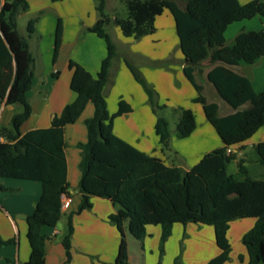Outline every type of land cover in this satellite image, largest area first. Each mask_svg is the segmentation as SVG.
<instances>
[{"label":"trees","instance_id":"1","mask_svg":"<svg viewBox=\"0 0 264 264\" xmlns=\"http://www.w3.org/2000/svg\"><path fill=\"white\" fill-rule=\"evenodd\" d=\"M126 0L127 16H109L105 0H97V21L88 30L104 39L107 54L96 75L70 60V87L76 98L66 104L46 128H34L21 134L20 126L29 117L31 107L27 92L34 79V57L28 38L17 30L16 18L28 8L27 0H0V103L22 106L12 115L9 126L0 127V178L30 179L41 182V195L31 214L26 217V236L29 257L18 264H45V236L43 226H55L62 216V198L70 197L67 181L64 126L74 122L88 102L93 114L85 119L87 141L79 143L81 177L78 192L80 202L75 211L67 214V232L61 238L66 260L71 259L73 216L91 207L93 196L107 198L115 206L108 220L120 235L117 253L112 264H129L124 227L136 240L142 241L148 225L160 227V249L156 264L164 254L163 243L171 236L174 224L187 223L213 227L215 243L220 252L204 264H224L230 259L231 245L227 237L230 222L254 218V224L242 235L246 248V264H264V179H251L243 158L237 160L236 173H228L227 163L236 153L228 148L241 149L264 124V89L255 92L246 76L227 66L239 62L253 64L264 55V29L240 30L230 43L225 42L228 24L256 15L264 16V0ZM167 9L171 12L181 52L184 73L193 84L207 120L221 138L222 146L205 153L187 170L166 164L118 137L113 131V119L129 108L123 102L111 114L103 88L108 80V69L116 55L115 44L106 26L133 29L137 38L155 31V18ZM35 18L27 22L28 37L35 32ZM62 36V24L55 27L53 61L57 58ZM220 62L207 73V79L217 94L234 111L218 114L216 102H207L202 86L194 76L196 66L203 60ZM123 61L134 78L143 85L154 112L156 94L148 86L140 71L127 56ZM245 103L247 107L241 108ZM175 127L184 135L180 115ZM155 132L165 149L170 137L166 117L157 116ZM257 163L264 165V142L253 146ZM241 177V178H240ZM0 189H5L0 184ZM15 239L0 238V247ZM174 264H183L176 258Z\"/></svg>","mask_w":264,"mask_h":264},{"label":"crops","instance_id":"2","mask_svg":"<svg viewBox=\"0 0 264 264\" xmlns=\"http://www.w3.org/2000/svg\"><path fill=\"white\" fill-rule=\"evenodd\" d=\"M237 1L244 4L250 0ZM27 2L28 8L25 11L29 12L33 9L39 10L44 4L49 3V1L39 3L38 0ZM59 2L62 3V10L55 7L53 14L50 13L35 22L34 33L40 34L41 37H36L33 45L29 43L34 57V79L32 87L27 92L31 113L20 126L21 134L34 128L49 127L63 107L75 100L76 93L70 87L72 76V70L68 67L70 60L92 75H96L101 61L107 54L104 39L88 30L99 18L94 0H56L54 3L60 4ZM106 4L105 2V7ZM58 19L62 24V36L57 58L53 61V31ZM109 26L112 28L110 32L107 29V32L115 44L116 55L109 66L103 94L109 113H116L120 102L129 108L113 119L114 133L138 150L183 170L196 164L205 153L222 146L221 138L205 116L198 92L184 73V56L171 12L165 9L155 18V31L139 38L133 29ZM242 29L246 31L264 29V16L256 15L228 24L223 33L225 42L230 43ZM44 34L49 36L46 38ZM123 55L136 63L139 71H142L144 80L155 91L157 105L175 109L180 115L184 135H179L176 127L173 133L170 129L168 147L165 149L159 143V137L155 132L157 116L148 103L147 93L124 63ZM217 64L220 62H211L208 59L201 61L194 71L196 82L201 85L197 79H207L208 71ZM227 67L246 76L255 92L264 89V55L253 64L241 61L237 65ZM207 81L211 84L208 79ZM214 91L216 92L215 88ZM215 92L211 90V94ZM206 100L217 103L218 114L223 108L224 112L219 114L220 116L234 111L226 102L228 106H220L223 104L215 100L209 101L207 98ZM247 105L245 103L241 108ZM21 110L20 105L7 104L4 101L0 103V127L9 126L12 115ZM93 111V104L88 102L79 117L64 126L67 181L71 193L70 205L62 209L65 218L68 213L77 209L81 199L78 192L81 177L78 145L87 141L85 119L90 117ZM258 142H264V124L241 149L231 148V151L236 153V158L227 163L228 173H236L237 160L243 158L248 166L247 175L251 179H264V165L255 161L253 151V146ZM0 184L5 187L0 189V238L15 239V242L0 247V264H18L29 257L26 217L33 212L41 195V182L4 177L0 178ZM91 204L90 208L73 216L75 226L73 223L71 259L66 264H112L114 261L120 235L108 217L115 211V206L109 199L96 196L91 198ZM59 222L60 219L55 226H43L41 229L45 236V264H64L66 260L65 249L60 241L65 234V227L62 224L59 226ZM253 224L254 218L235 219L230 222L227 237L231 252L229 261L224 264H246L247 252L241 238ZM148 226L142 241L135 242L138 249L136 251L130 250L128 235L131 234L129 232L127 234L124 227L129 264L157 263L160 227ZM196 227H200L198 234L195 233ZM235 228L236 237L233 238L236 241L231 242L230 235ZM186 231L192 234H189V238L184 242L187 249L194 246L193 240H190L191 236H198L199 242L196 248L189 250L188 255H185L186 249L181 252L183 264H204L220 252L215 243L212 226L176 223L171 236L164 242L166 256L160 264H174L178 255V250L175 249L176 245H179L177 240L181 234H186ZM131 239L134 243L133 238Z\"/></svg>","mask_w":264,"mask_h":264},{"label":"rangeland","instance_id":"3","mask_svg":"<svg viewBox=\"0 0 264 264\" xmlns=\"http://www.w3.org/2000/svg\"><path fill=\"white\" fill-rule=\"evenodd\" d=\"M46 1H49V3H46L44 4L39 10H35L33 9L31 12L29 11H21L18 15H17V18H16V25H17V30L19 31V33L23 36H25L26 38H28V41L29 43H31L32 45L34 44V40L37 38H40L41 35L40 34H37V33H34L32 34L31 37H28V32H27V22L30 18H35L36 19V23L37 21H39L41 18H43L44 16L48 15V14H53L54 13V8H58L59 10H62L63 7H62V3L60 4H56L54 3L56 0H38L39 3H44ZM60 1V0H58ZM106 1V7H105V13L109 16H112V15H115V16H119L121 18H125L127 16V7H126V0H105ZM94 2L97 4V0H94ZM178 3L180 4V6H183L184 5V1L183 0H178ZM55 4V6H54ZM33 8V7H32ZM64 17V16H63ZM65 19H66V16H65ZM109 25H112V24H109ZM107 25L106 26V30L108 29V31L110 32L111 30V26ZM56 27V26H55ZM53 39H55V29L53 31ZM41 33V32H40ZM46 35V38L49 36V34H44ZM131 60V59H130ZM132 61V60H131ZM134 63V62H133ZM135 66L137 67V64L134 63ZM149 66V65H148ZM139 70V69H138ZM140 74L143 76V73L142 71L140 72ZM204 78H198L197 80L199 81V83H201L202 85V93L203 95L206 96V98L209 100V101H212V100H215L217 102H219L220 104H223V105H220V106H228L225 101H223L221 99V97L214 91V88L212 87V85L207 81V79H204ZM141 86L143 87V85L141 84ZM150 86V85H148ZM151 87V86H150ZM144 89V87H143ZM145 90V89H144ZM211 90H213V94H211ZM147 98H148V95H147ZM149 103V101H148ZM150 107L152 108L151 104L149 103ZM157 112H154L156 116H164L168 119L169 121V124H170V129L172 130L171 132H175V123H176V115L174 113V111L170 108H161V109H158L156 110ZM222 112H224L223 108L220 109V112L219 114L221 115ZM74 223V226H75V222ZM61 224L65 227L64 229V232L66 233L67 232V218H65V215L62 214L61 218H60V222H59V226H61ZM201 225V224H199ZM155 226L157 227V225H150L148 226L149 228H155ZM159 227V226H158ZM200 227H196V232L198 234L199 232V229ZM236 229L235 228V231L234 232H231V235H230V239H231V242H235L236 240L233 238V237H236L235 235V232H236ZM233 231V229H232ZM127 234L128 233V230L126 231ZM186 234H181V236L178 238L177 240V243L179 245H176L177 247H175V249H177L178 251V255H177V258L179 260L183 259L182 258V254L181 252L186 249V252H185V255H188V252L189 250L191 251L192 249L196 248L197 246V243L199 242V238L198 236L197 237H194V236H191V239L190 240H193L192 242L194 243V246L191 248V249H187V245L185 246L184 245V242L185 240H187L189 238V234L192 235L190 232L188 234V231L185 232ZM193 233V232H192ZM233 233V234H232ZM196 236V234H194ZM131 235H128V241H129V245H130V250L131 251H136L138 250L137 247H136V239H134L133 237H129ZM131 238H133V242H131ZM158 245H159V249H160V237L158 238ZM135 244V245H134ZM163 249H164V243H163ZM159 254L160 252L158 253V257H159ZM166 256L165 254V250H164V254L162 256V259ZM158 261V259H157ZM183 260H181L182 262ZM184 263V262H182Z\"/></svg>","mask_w":264,"mask_h":264},{"label":"built area","instance_id":"4","mask_svg":"<svg viewBox=\"0 0 264 264\" xmlns=\"http://www.w3.org/2000/svg\"><path fill=\"white\" fill-rule=\"evenodd\" d=\"M231 152V148H228L227 149V153ZM71 203V198L70 197H63V200H62V209H66L68 208V206L70 205Z\"/></svg>","mask_w":264,"mask_h":264}]
</instances>
